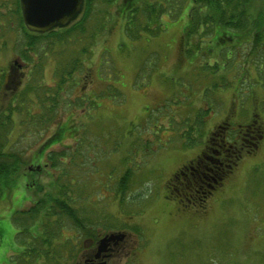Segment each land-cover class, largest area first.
Wrapping results in <instances>:
<instances>
[{
    "label": "rangeland",
    "instance_id": "obj_1",
    "mask_svg": "<svg viewBox=\"0 0 264 264\" xmlns=\"http://www.w3.org/2000/svg\"><path fill=\"white\" fill-rule=\"evenodd\" d=\"M1 1L0 13L10 15L14 0ZM118 1L112 5L94 1L93 23L101 24L106 17V30L98 32L93 47L89 45L91 53L83 69L86 79L75 76L78 83L68 98L72 103L79 100L78 108L62 111L57 122L42 130L22 124L16 114L12 127L1 134L2 149L19 154L24 163L17 168L23 175L13 189L0 195V264H8L21 249L15 238L19 229L11 216L35 199L26 188L27 182L36 178L44 188L39 194L43 197L51 192V181L57 175L46 168L40 175L29 174L28 180L24 173L35 165L47 164L50 151L67 147H77L82 153L75 159L76 164L80 161L75 171L80 175L86 171L85 177L80 176L73 195L86 198L77 202L79 214L94 233L91 237L77 234L66 222L63 239L77 238L62 250L67 262L89 256L104 235L123 232L125 239L116 245L107 264H264V71L255 76L264 47L248 52L249 44L242 45L234 51L233 59L214 70L204 59L180 55L190 0L181 16H162L157 36L141 33L135 42L124 37L123 21L115 13ZM105 12L110 14L105 16ZM8 19L10 30H15L11 18L4 17ZM14 37V31L0 37V70L9 71L2 82L3 102L17 91L19 80L27 79L29 70L16 58ZM242 56H246L245 64ZM54 66L52 58H44L45 85L53 86ZM111 86L120 92L118 100L97 95ZM85 99L94 101L97 108H87ZM200 108L207 110L202 126L195 123ZM182 119L189 124H181ZM223 121L229 124L224 128L229 142L250 126L252 132L248 133L257 136L256 145L247 146L250 152L239 153L241 156L232 160L233 168L225 167L223 177L213 182L214 190L210 188L212 193L206 194L202 205L181 204L175 199L177 187H168L169 179L200 154L211 130L226 126ZM59 123L74 126L84 148L78 144L77 133L47 145L42 156H37ZM193 137L195 144L184 147ZM126 168L132 175L120 202L116 179ZM133 226L140 233L131 230Z\"/></svg>",
    "mask_w": 264,
    "mask_h": 264
},
{
    "label": "trees",
    "instance_id": "obj_2",
    "mask_svg": "<svg viewBox=\"0 0 264 264\" xmlns=\"http://www.w3.org/2000/svg\"><path fill=\"white\" fill-rule=\"evenodd\" d=\"M94 1L83 0L81 11L73 21L66 26L56 27L44 33L31 32L25 27L19 0H14L15 9L10 15L9 13L6 15L0 13V37L6 32H15L13 41L14 50L17 53L16 58L26 68L29 67L27 79L19 80L17 83L20 84L17 91L11 96L9 95L5 102L3 99L0 100V137L6 128L9 130L12 127L13 117L16 114L20 116L22 124L42 130L57 122L62 111L71 110L73 107L78 108L80 101L76 100L72 103L68 98L69 93L72 87L78 83V79H86L87 75L83 69L84 61L91 53L90 46H94L98 32L106 30V17L101 24L100 22L99 24L93 23V20H96L94 17L96 10L93 9ZM104 1L111 5L116 4V0ZM186 1L119 0L115 13L123 21L124 37L135 42L140 39L141 33H147L149 37L157 36L162 29V16L166 15L170 18L181 16ZM256 2L259 3L257 5L259 10L256 9L257 7L255 8ZM3 5L0 0V6ZM109 14V12H105V16ZM6 16L13 21L15 30H10L11 22L10 19L4 20ZM184 16L186 21L181 34L182 48L180 49V55L183 58L199 57L201 60H206L207 65L211 64L210 68L217 70L219 64H225L228 60L233 59L234 51L241 48L242 45L249 44L248 52L264 47V0H190ZM213 50L214 52H212ZM48 57L52 58L55 63L53 86L45 85L42 78L43 60ZM210 58L213 59L211 63L207 61ZM242 60L245 64L246 56H242ZM263 65L264 57L259 67L256 65V77H260L261 72L263 74ZM142 67L144 68V66ZM8 72V69L0 70V99L5 93L2 82L4 83L8 78ZM77 74L81 78H75ZM109 88L108 91L102 94L97 93V95H107L118 100L121 96L118 89L114 86ZM91 95L90 98H93V93ZM86 103H88L87 108H97L92 100H86ZM84 108L82 107V109ZM206 112L205 108L198 110L195 123L199 126H202ZM180 121L181 124L183 122L189 124L188 120ZM190 124L194 123L190 122ZM228 125L226 123L227 127ZM248 127L250 128V126ZM74 128L68 123H59L37 156H42L47 145L56 144L65 137L76 136L78 132ZM251 136L254 139L257 137L252 134ZM78 137L79 133L76 139ZM77 140L79 144L80 140ZM195 142L193 137L184 144V147H191ZM230 144L233 143L230 142ZM79 145L81 149L84 148L83 145ZM216 146L212 139H208L200 154L192 160L195 170V172L192 170L193 177L181 175L188 173L181 168L169 179L168 187L169 185L177 187L174 189L177 191L175 199L181 204L202 205L209 194V187L213 185V182L223 177L225 167L233 168L235 160L234 162L232 160L239 157L237 153L228 157L229 161L225 163L223 169L213 167L208 162H201L205 159L210 162ZM2 147L3 143L0 142V195L5 192L7 194L13 189L16 180L23 175V173L18 174L17 168L24 163L19 154L6 152ZM79 154L82 153L77 150V147L74 150L67 147L57 152L50 151L46 155L47 164L35 165L33 170L24 173L28 180L29 174L40 175L46 168L56 171L57 175L51 181V192L43 197H40L39 194L44 188L40 186L36 178L27 182L26 188L32 191L35 199L28 208L14 211L11 216L12 223L19 229L15 238L21 249L16 255L10 257L8 264H69L70 261H66V255L64 258L62 257L64 255L62 250L67 248V244H73L72 242L77 238L71 236L72 241L70 238L63 239V232L67 230L66 222L71 223L77 234L82 233L85 237H91L94 234L90 225L84 224L79 214L77 202L86 198L73 195L81 181L80 176L84 175L85 177L86 172L84 171L80 175L75 171L80 164V161L77 164L75 162ZM131 175V169L126 168L117 176L115 193L120 202L124 199ZM130 229L137 234L140 233L137 227L133 226ZM69 251L72 255L73 248ZM70 255L69 257L73 258ZM77 263L78 261H72L70 264Z\"/></svg>",
    "mask_w": 264,
    "mask_h": 264
},
{
    "label": "water",
    "instance_id": "obj_3",
    "mask_svg": "<svg viewBox=\"0 0 264 264\" xmlns=\"http://www.w3.org/2000/svg\"><path fill=\"white\" fill-rule=\"evenodd\" d=\"M25 27L31 32L44 33L66 26L81 11L83 0H19ZM125 234L109 233L96 242L93 255L78 264H106L112 247L122 242Z\"/></svg>",
    "mask_w": 264,
    "mask_h": 264
},
{
    "label": "flooded vegetation",
    "instance_id": "obj_4",
    "mask_svg": "<svg viewBox=\"0 0 264 264\" xmlns=\"http://www.w3.org/2000/svg\"><path fill=\"white\" fill-rule=\"evenodd\" d=\"M224 124H226V123H224ZM224 128L228 129V127H226L225 125H223V126L218 125L211 130L208 139H212L213 142L217 146H216L215 150L213 151V155H212L210 162L207 159L201 160V162H205V163L208 162L213 167L222 168L225 165V163L227 161H229V158H228L229 156L236 155V153L237 154L242 153L243 151L250 152V150L247 149V146H249L250 144H252L253 146L256 145L254 142V138L251 136V134L249 135V133H248V132H252L248 129V127L241 129L239 136L234 137V139L232 140L233 144H230V142H229L230 140L228 139L229 134L227 131H225ZM243 129H246V130H244V132H243ZM247 137L248 138L250 137L252 141L248 140ZM246 142H249V143L246 144ZM231 147L234 148V150H232ZM239 156H241V155H239ZM183 170H185L188 173L187 174L182 173L181 175L193 177V174H194V173H192V170H194L193 162L189 161V164L184 166ZM194 172H195V170H194ZM214 187H215V185H212L209 188L214 190ZM211 189H209V192H208L209 194L212 193ZM114 250H115V247L112 248L111 253H110V257L112 256V252Z\"/></svg>",
    "mask_w": 264,
    "mask_h": 264
}]
</instances>
